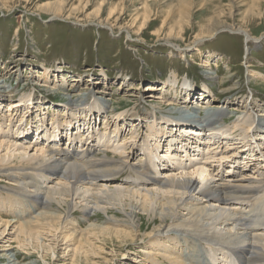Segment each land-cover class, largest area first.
<instances>
[{
	"label": "rangeland",
	"instance_id": "rangeland-1",
	"mask_svg": "<svg viewBox=\"0 0 264 264\" xmlns=\"http://www.w3.org/2000/svg\"><path fill=\"white\" fill-rule=\"evenodd\" d=\"M109 6L114 8L110 16ZM57 7L64 12H48ZM222 23L226 29L212 34ZM139 27L144 29L136 35ZM229 28L245 30L258 42L246 46V36ZM262 76L264 0H0V92L5 94L0 98V160L8 152L22 156L21 150H5L8 142L26 147L25 157L51 148H94L96 157L112 159L125 149L126 162L141 161L151 177L190 173L200 181V167H205L215 179L262 180L264 130L255 131L257 122H264ZM75 78L79 81L72 82ZM190 106L198 113L220 111L224 116L201 131L181 123L170 110L189 107V112ZM14 161L17 165L20 159ZM120 175L117 185L139 189L134 176ZM9 188L10 182L0 179L2 197L20 198ZM58 205L38 208V213L63 217L57 231L43 224L39 240L28 239L30 244L5 230L0 254L14 256L18 264H175L172 260L183 248L168 240L172 233L170 238L156 233L147 237L156 227L150 226L153 220H140L141 213L137 224L142 231L134 230L131 240L110 233L80 242L78 234L70 236L72 226H65V219L81 222V231L87 232L90 225L105 228L110 218L122 220L123 214ZM4 208L24 212L20 201H0L3 222L15 219L4 215ZM195 243L199 253L185 251V264H233L217 247Z\"/></svg>",
	"mask_w": 264,
	"mask_h": 264
},
{
	"label": "bare ground",
	"instance_id": "bare-ground-1",
	"mask_svg": "<svg viewBox=\"0 0 264 264\" xmlns=\"http://www.w3.org/2000/svg\"><path fill=\"white\" fill-rule=\"evenodd\" d=\"M144 8L142 14H146ZM69 9L72 10L71 8ZM62 11L63 9L57 7L48 12L54 15L55 13L61 14ZM108 11L110 16V14L114 13V8L110 9L109 6ZM72 12L74 11L72 10ZM144 19L147 20L146 16H144ZM107 25L98 24L102 28H108ZM224 26L223 23L214 26L215 28L211 33L215 34L218 31L220 32V30H225ZM143 29L144 27H139L136 35H141ZM229 29L231 32L241 33L246 36L244 37L246 46L250 42H258V39L251 38L245 30L240 28ZM164 42L170 47L178 48L168 40ZM78 81L79 79L77 78L72 80V82ZM184 87V95H188L189 86L185 85ZM194 91L195 89L192 90V92ZM7 93L8 95L11 94V92ZM1 94L0 92V98H2ZM69 99L72 101L71 97ZM16 107L10 108L12 109L11 113ZM188 108L170 110L173 114L179 115V117L173 116L178 118L181 123L193 124L201 131L204 128H211L216 122L218 123L219 117L224 116L220 111L205 110V113H198L199 109L197 107L190 106L192 110L189 112ZM263 130L264 122H257L255 131ZM6 145L9 147L5 148V150L13 148L12 153L20 152L21 150L22 156L19 157L18 155L20 154L17 153L11 155L9 152L7 153L8 155H3L5 157L0 160V179L6 180L7 183L9 181L11 186V189H9L19 192L20 198L15 196L2 197L0 195V201L10 203L20 201V204L24 207V212L20 209L4 208V215H14L15 217L11 218L15 219L13 222H3L1 221L3 212L0 210V227L4 228L0 233L2 236H4L5 230L15 231V237L19 238L18 240L25 239L27 243L28 239L33 237L37 239L41 235L40 231L45 228L43 224L49 227L48 230L57 231V226L61 224L60 221L62 222L61 218L63 217L60 218V215L56 216L57 214L53 211L38 213L39 207L45 209L51 202H55L57 205L69 204L74 209L79 205L84 212L88 213L98 210L106 213L107 210H112V212L123 214L122 220L117 221L110 218L105 223L107 228L102 226L98 228L95 225H90V228H87V232L81 231V222L75 221V223H71L65 219L64 225L72 226L71 230H69L71 232L70 236H73V233L78 234L79 239L77 240L80 242L87 243L91 239V237L90 239L88 238L89 236L110 233L118 234L123 236L124 239L131 240L136 235L134 230L138 233L142 231L141 225L138 226L137 224L138 219L141 217L140 220L144 218L148 219V221L151 220V222L153 220V224L150 226L156 227L153 232L147 234V237L156 233V236L170 238L169 235L173 234L172 240H170L171 238L168 240L183 246L181 248L182 251H178L177 258L175 257L172 260L175 264H185L182 255L185 251H197L198 246H196L195 242H202L217 247L218 250L224 252V256L232 258L233 264H264V179L243 180L242 178L238 182L225 181L223 178L215 179L211 173H206L207 169L205 170V167H200V181L191 177L190 173L187 176L179 175L177 177V174L174 177L161 176V178H156L151 177L150 168L146 164H142L141 161L135 165L128 164L126 159L129 156L124 157L125 149L114 153L117 159H109L108 155L105 154L100 158L96 157L94 148H87L82 152L76 150L56 151L51 148V150L48 149L49 151L46 150L47 153L46 151H41L38 155L25 157L27 156L26 147H17V143L12 146L11 143L9 145V142ZM1 146L2 143L0 142V148ZM15 159H20L17 165L13 163ZM2 161L6 163L3 164ZM123 172H128L129 175L135 177L137 186L134 188L139 189L134 190L116 184L115 181L119 180L120 174ZM113 177L115 178L112 185L113 182L110 183V180ZM108 179L110 180L107 181ZM129 186H132V184H129ZM51 213L56 215L53 216ZM68 213H66L65 217L69 215ZM88 213H84V215H87L86 221H88ZM139 213L144 217H138L137 214ZM55 220L58 221V224ZM109 227H123L126 231L118 232L113 230V232V228L110 229ZM160 230L161 232H159ZM170 248L172 247L170 246ZM172 249L174 251V248ZM78 250L80 249H75V256L76 252H79ZM9 255L8 253L0 254V260L6 259L4 264H18L14 256L12 260ZM164 258L166 259V257ZM229 264L231 263L229 262Z\"/></svg>",
	"mask_w": 264,
	"mask_h": 264
}]
</instances>
